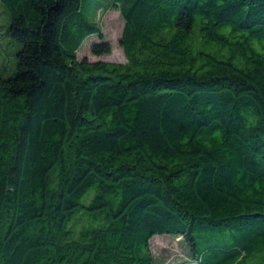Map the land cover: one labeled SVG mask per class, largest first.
Masks as SVG:
<instances>
[{
	"label": "trees",
	"instance_id": "obj_1",
	"mask_svg": "<svg viewBox=\"0 0 264 264\" xmlns=\"http://www.w3.org/2000/svg\"><path fill=\"white\" fill-rule=\"evenodd\" d=\"M0 1V264H154L197 228L244 232L199 264L264 249V0L114 1L125 64L78 60L112 51L93 0Z\"/></svg>",
	"mask_w": 264,
	"mask_h": 264
},
{
	"label": "rangeland",
	"instance_id": "obj_2",
	"mask_svg": "<svg viewBox=\"0 0 264 264\" xmlns=\"http://www.w3.org/2000/svg\"><path fill=\"white\" fill-rule=\"evenodd\" d=\"M114 1L122 3L126 0H93L82 9L89 22L98 23L103 28V41L110 43L112 51L107 55H94L92 45L102 41L99 35H93L86 39L78 52L79 61L86 59L91 63H127V58L121 46L125 26L124 19L118 10L111 9L107 11ZM9 27V13L0 1V77L3 79L13 77L18 63L17 56L22 49V44L8 35ZM243 234V231L236 230L197 228L193 231L197 244L196 249H193L189 242L182 238H176L173 235H156L150 241L154 264H199L206 254H210L211 250L216 248L229 250L240 246L239 243ZM207 249L208 251L205 254L204 252ZM195 253H197V256ZM241 264H264V249L251 255Z\"/></svg>",
	"mask_w": 264,
	"mask_h": 264
}]
</instances>
